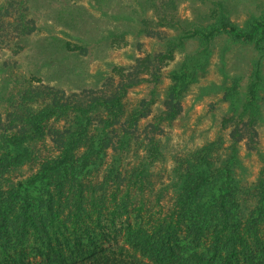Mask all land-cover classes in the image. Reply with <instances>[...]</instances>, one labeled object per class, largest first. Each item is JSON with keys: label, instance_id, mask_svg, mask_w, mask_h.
Wrapping results in <instances>:
<instances>
[{"label": "trees", "instance_id": "obj_1", "mask_svg": "<svg viewBox=\"0 0 264 264\" xmlns=\"http://www.w3.org/2000/svg\"><path fill=\"white\" fill-rule=\"evenodd\" d=\"M146 4L157 19L153 26L177 33L168 38L165 52L136 59L128 68L114 67L120 80L105 89L66 93L32 77L38 84L17 91L0 111V264H264V178L252 195L254 207L245 212L231 166L242 140L248 150L256 148L260 60L253 64L245 91L236 80L223 95L234 111L231 157L215 166L211 154L216 144L211 143L194 161L180 162L174 169L175 196L166 209H146L141 195L146 168L125 182L120 161H113L101 182L89 179L104 165L108 151L126 148L139 120L150 112L152 96L140 100L121 122L128 89L147 80L144 73L158 83L160 66L173 59L176 49L188 42L197 46L171 73L163 109L148 124L150 161L160 153L155 134L162 133L161 123L181 114L183 92L205 66L216 38L252 46L264 56V2L243 26L231 19L222 1L190 19L177 16L178 0ZM16 6L21 0H6L0 7V51L36 29ZM141 25L142 32L162 39L150 29L152 20L144 18ZM65 48L85 51L76 44ZM41 100L44 107H31ZM47 141L51 147L38 170L14 182L16 172L37 159V145Z\"/></svg>", "mask_w": 264, "mask_h": 264}, {"label": "rangeland", "instance_id": "obj_2", "mask_svg": "<svg viewBox=\"0 0 264 264\" xmlns=\"http://www.w3.org/2000/svg\"><path fill=\"white\" fill-rule=\"evenodd\" d=\"M215 1L224 2L231 19L240 26L250 15L258 14L264 2L178 0L177 16L190 19L196 13L206 11ZM5 5L6 0H0V7ZM16 8L21 9L25 20L35 21L36 29L1 46L0 111L9 105L17 91L29 84H38L32 77L66 93L115 85L120 78L113 72L114 67L128 68L136 59L165 52L168 38L177 34L153 26L157 19L146 0H21V6ZM144 18L152 20L150 29L160 32L162 39L142 32L141 20ZM66 43L82 46L85 51H69L65 48ZM196 48L195 42H188L183 49H176L173 59L160 66L158 83L151 82L148 73H144L147 80L128 89L121 122L137 109L140 100H149L152 96L150 112L139 120L137 131L131 135L126 148L108 151L104 165L92 171L89 179L93 183L101 182L113 161H120L125 182L135 179V174L146 168L141 194L146 209H166L175 196L174 169L180 162L184 159L194 161L196 153L211 143L216 144V150L211 154L215 166H221L231 157L230 132L234 122L229 119L234 111L231 102L223 100V95L236 80H240L241 93L245 91L253 64L260 60L263 86L258 99L256 148L248 150L242 140L236 145L231 164L242 189L240 199L246 212L254 207L256 201L252 195L260 177L264 178V56L260 57L252 46L234 43L225 36L213 41L205 66L183 92L181 114L172 122L161 123L162 133L154 136L159 144V156L153 161L148 159V139L152 136L148 133V124L154 123L163 109L165 93L172 84L171 73L185 55ZM2 63L6 65L2 66ZM45 104L46 101L41 100L31 103V107L40 109ZM50 147L48 141L37 145V159L16 172L14 182L33 175Z\"/></svg>", "mask_w": 264, "mask_h": 264}]
</instances>
